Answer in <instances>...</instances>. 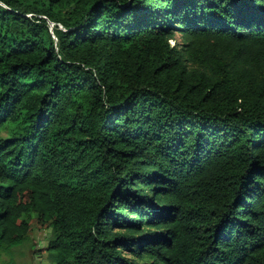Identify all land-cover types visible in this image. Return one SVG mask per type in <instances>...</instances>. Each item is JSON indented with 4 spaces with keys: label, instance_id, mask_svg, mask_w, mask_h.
<instances>
[{
    "label": "trees",
    "instance_id": "1",
    "mask_svg": "<svg viewBox=\"0 0 264 264\" xmlns=\"http://www.w3.org/2000/svg\"><path fill=\"white\" fill-rule=\"evenodd\" d=\"M0 131L2 249L264 264V0H0Z\"/></svg>",
    "mask_w": 264,
    "mask_h": 264
},
{
    "label": "rangeland",
    "instance_id": "2",
    "mask_svg": "<svg viewBox=\"0 0 264 264\" xmlns=\"http://www.w3.org/2000/svg\"><path fill=\"white\" fill-rule=\"evenodd\" d=\"M177 40L178 33L170 39V44ZM1 134H5L4 131H0ZM51 237L50 228L38 226L33 222L28 238L24 242L7 250L0 247V264H52L45 248Z\"/></svg>",
    "mask_w": 264,
    "mask_h": 264
}]
</instances>
